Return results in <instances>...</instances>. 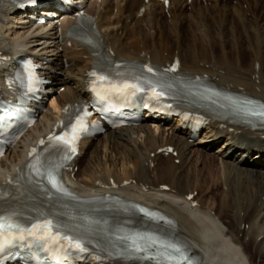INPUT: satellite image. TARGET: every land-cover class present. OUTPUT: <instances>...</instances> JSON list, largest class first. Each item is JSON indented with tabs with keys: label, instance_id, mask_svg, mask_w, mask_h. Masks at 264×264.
I'll list each match as a JSON object with an SVG mask.
<instances>
[{
	"label": "bare ground",
	"instance_id": "bare-ground-1",
	"mask_svg": "<svg viewBox=\"0 0 264 264\" xmlns=\"http://www.w3.org/2000/svg\"><path fill=\"white\" fill-rule=\"evenodd\" d=\"M13 1L0 0V50L34 56L42 73L54 82L50 86L54 95L36 125L0 160V186L22 174L27 148L53 126L63 108L89 101V76L97 61L88 48L64 39L77 19L72 13L56 22L34 24L28 19L33 12L18 15ZM80 3V9L97 17L106 50L117 59L167 65L179 57L184 73L264 100V0H171L168 9L159 0ZM8 62L0 65L2 78L12 69ZM129 129L136 138L119 135ZM202 133L194 140L181 119H145L137 127L114 129L101 139L85 141L70 175L82 197L104 195L102 191L121 193L173 216L176 234L192 245L201 263L264 264V130L212 120ZM223 139L216 148L223 173L216 176L218 159L203 150L217 147ZM130 143L139 145L141 153L130 151ZM167 146H174L178 155L158 152ZM192 148L199 149L194 151L196 158L189 156ZM242 153L244 158L233 159ZM197 170L207 175L196 180ZM220 181L218 209L196 198L198 205L190 207L188 195L202 188L210 193Z\"/></svg>",
	"mask_w": 264,
	"mask_h": 264
},
{
	"label": "snow or ice",
	"instance_id": "snow-or-ice-1",
	"mask_svg": "<svg viewBox=\"0 0 264 264\" xmlns=\"http://www.w3.org/2000/svg\"><path fill=\"white\" fill-rule=\"evenodd\" d=\"M149 72L152 71L151 68L148 69ZM93 75H95V73H93ZM101 80L106 79V77H100ZM30 82L32 86V90H35V85H38L39 83H41V81L39 80V77H35V76H30ZM125 89H135L137 91H141L142 89H140L138 87V85L136 84H124L123 87L119 88L118 90L123 92ZM135 94V93H133ZM156 95H159V93H155ZM261 115H264V112L260 113ZM87 130V125L84 121L83 117H80L76 120V123L72 126L71 129V133H65V135L60 136V137H56L57 140L61 141L62 143L69 145L70 146V150L71 152H75L76 148H75V141L78 140L80 133L85 132ZM43 143V142H42ZM47 179L49 180V182L52 184L53 187L57 188V190H63L61 188V186L59 185V183L56 180V177L54 176L52 171H49L47 173ZM13 227H18L16 225H12L10 223H7V221L5 220V218L0 217V250H2L4 248V246L9 243L8 238L5 236V229H12ZM51 222H45L43 224H35L32 226L31 229H20L21 232V236L19 237L20 239H24L23 236V232H27L29 236H35L38 240L40 239H45V237L47 236V238L51 239ZM65 239L69 240V244L73 245V241L71 240L70 237H65ZM155 241H153L154 243ZM135 243V241H134ZM75 247L79 248L80 251H85L86 249L77 241L74 243ZM163 247L165 248H173L174 251L176 253H181L180 248L174 246V245H163ZM140 251H144L143 248L138 249ZM187 259L186 257L183 256V254L181 253L180 256V261H183ZM180 261L177 262V264H180ZM190 264V262H189Z\"/></svg>",
	"mask_w": 264,
	"mask_h": 264
},
{
	"label": "rangeland",
	"instance_id": "rangeland-1",
	"mask_svg": "<svg viewBox=\"0 0 264 264\" xmlns=\"http://www.w3.org/2000/svg\"><path fill=\"white\" fill-rule=\"evenodd\" d=\"M250 15V13L248 14V16ZM249 20L250 21H252V17L250 16L249 17ZM264 23V22H263ZM263 25V24H262ZM152 33V32H151ZM248 46V44H246V47ZM222 47H223V49H226V45L224 44V45H222ZM135 127H137V126H135ZM134 132H133V130H125V131H123L122 133H119V135H124L125 137H127L128 136V139L130 140V138L129 137H131L130 135H132L134 138H136L137 137V133H135L134 135ZM116 135V134H115ZM203 135V134H202ZM201 135V136H202ZM200 136V137H201ZM199 137V138H200ZM101 138H103V135H101V137H100V139ZM224 141V140H223ZM223 141H220L219 143H217V147H215V148H213V149H210V150H203V153L204 154H206V155H211V156H216V158L218 159V161H217V167H218V170H217V172H216V176H220V175H222V173H223V168H222V165H221V163H220V155H219V152H217V149H218V147L220 148L223 144ZM191 143H194V142H191ZM215 146V145H214ZM213 146V147H214ZM128 147L130 148L129 150L131 151V149H135L136 150V152H138V153H141V149H140V146L139 145H135L134 143H130V144H128ZM217 148V149H216ZM199 149H193L192 148V153H190V157L192 156V155H194V157L196 158L198 155H196L195 153H194V151L195 152H197ZM243 151V150H242ZM190 151H187V153H189ZM194 153V154H193ZM213 154V155H212ZM242 159V158H244V156H243V153H242V155H240V154H237V156H235L233 159L235 160V159ZM86 159V158H85ZM85 161L86 160H84L83 162L85 163ZM142 162H143V159H142ZM201 162V161H200ZM176 163H178L177 161H176ZM147 164V163H146ZM201 164V163H200ZM202 168V166L200 165L199 166V169H201ZM158 170H159V168H158ZM204 170H205V168H204ZM205 172V171H204ZM204 172H201V171H196L195 172V177H196V180H201V178H203V176L204 175H207V174H204ZM239 172V171H238ZM238 172H234L233 173V176L236 178V179H238L237 177H238ZM201 175H200V174ZM203 175V176H202ZM153 176V175H152ZM205 177V176H204ZM199 178V179H198ZM207 184L205 185V186H208L209 185V181L208 182H206ZM220 185H219V187H216V188H214L213 190H211V192L209 193V192H207V191H203L202 192V190L204 189V188H202V190L200 189L199 190V192H198V190H196L195 191V193H196V197L195 198H197L199 201L201 200V202H203V203H205L206 205H207V207H209V205H210V207L213 209V208H217V205H219L220 206V201H219V198H220V196H219V194H220V192L223 190V187H222V185H221V181H220V183H219ZM178 186V188H179V185H177ZM192 190V189H191ZM215 191H216V193H215ZM225 191V190H224ZM227 192V191H226ZM198 193V194H197ZM202 194V195H201ZM210 194V195H209ZM216 196H215V195ZM219 197V198H218ZM264 199V198H263ZM218 209V208H217ZM244 214H245V212H243L242 213V216H244ZM237 220V219H236ZM236 220H234L233 221V223H234V225L235 226H237V224H236ZM248 226V225H247ZM247 226H246V228H247Z\"/></svg>",
	"mask_w": 264,
	"mask_h": 264
},
{
	"label": "water",
	"instance_id": "water-1",
	"mask_svg": "<svg viewBox=\"0 0 264 264\" xmlns=\"http://www.w3.org/2000/svg\"><path fill=\"white\" fill-rule=\"evenodd\" d=\"M201 264H208V263H201Z\"/></svg>",
	"mask_w": 264,
	"mask_h": 264
}]
</instances>
